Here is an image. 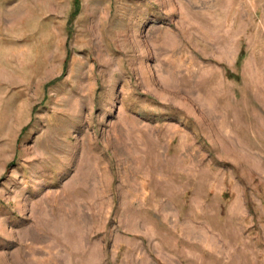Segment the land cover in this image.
<instances>
[{
  "label": "rangeland",
  "instance_id": "374dc122",
  "mask_svg": "<svg viewBox=\"0 0 264 264\" xmlns=\"http://www.w3.org/2000/svg\"><path fill=\"white\" fill-rule=\"evenodd\" d=\"M0 264H264V0H0Z\"/></svg>",
  "mask_w": 264,
  "mask_h": 264
}]
</instances>
